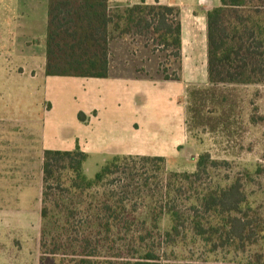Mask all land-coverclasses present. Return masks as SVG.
<instances>
[{
  "label": "trees",
  "instance_id": "16d2710c",
  "mask_svg": "<svg viewBox=\"0 0 264 264\" xmlns=\"http://www.w3.org/2000/svg\"><path fill=\"white\" fill-rule=\"evenodd\" d=\"M204 15L207 86L186 91L188 134L229 129L238 105L220 86L264 83V0H219ZM129 36L168 52L178 70L171 75L160 63L158 72L180 81V9L143 2L47 0L44 73L106 78L111 45ZM88 158L78 147L43 151L40 248L57 264H164L161 251L187 233L213 247L252 235L238 179L223 188L198 186L201 174L220 164L207 152L190 173L168 171L161 156H114L91 179ZM162 218L169 224L163 231Z\"/></svg>",
  "mask_w": 264,
  "mask_h": 264
},
{
  "label": "rangeland",
  "instance_id": "374dc122",
  "mask_svg": "<svg viewBox=\"0 0 264 264\" xmlns=\"http://www.w3.org/2000/svg\"><path fill=\"white\" fill-rule=\"evenodd\" d=\"M218 4L219 0H209L204 5L212 8ZM22 6L27 9L17 11L19 22L23 24L27 22L29 25L26 29L18 30L17 34L13 29H9L8 19H5L11 14L9 3H3L2 7L0 60L6 61L13 67L20 63L23 55L33 53L37 59L42 53L46 35L47 0H24V4L20 7ZM12 9L15 15L16 8L12 7ZM31 23H33L32 27ZM116 43L118 42L115 41L113 45ZM120 43L126 49V67L121 69L126 75L132 73L133 76H143L145 69L148 74L151 73L150 70L155 63L154 57L149 58L145 63L139 60L143 59L145 51L148 56L155 55L158 58V70L160 63L171 75L178 70L174 58L169 57L168 52L161 51L160 47L152 52L148 48L141 47L140 39L134 36L126 37ZM198 70H203V67L200 65ZM84 81L62 78L53 82L50 88L49 99L54 103V110L50 114L51 126L48 139L55 147H64L75 141L80 146V141L86 140L87 144L92 142L93 147L98 151L116 153L123 149L140 148L152 153L159 147L155 138L163 136L165 131L168 132L165 124L168 123L172 127L177 125L179 114L177 116L172 105L174 98L171 99V105L170 103L166 105L167 103L161 100L162 102L157 106L158 93L153 92L152 89H146L145 96H134L132 91L130 94L128 88L106 90L109 84H102L100 81L83 84ZM189 86L205 87L207 81L203 85ZM95 87L103 92L99 95ZM220 87L233 92L238 105L236 115L230 119L232 124L229 129L225 132L218 130L211 133L194 128L190 134L187 133L191 145L184 147L181 153L177 155L176 149L170 151L169 148H165L169 155L166 166L168 171L194 172L196 158L201 153H209L211 158L220 164L201 174V180L197 185L223 188L238 179L247 198V204L251 208L245 212L246 219L251 221L252 235L244 241L229 238L221 246H219L220 241L216 240L217 247H213L187 233L177 239L173 246L161 251L164 264H264V83ZM15 96L14 92H5L0 96V117L3 120L5 119L2 116L8 111L4 108L15 100ZM23 100V96H17L21 108L25 105L22 104ZM183 100L186 106V93ZM93 105L98 107L100 115L94 116L89 113L88 110ZM146 106L147 110H142ZM133 107L140 109V112L143 111L145 116V120L140 121L141 132L138 141L135 140L136 131L126 130L128 123L135 118ZM79 113H84L88 117L87 124L78 119ZM146 120L149 122L147 123ZM134 123L138 124V122ZM15 127H17L15 123L0 122V174L14 165L13 160L16 155L13 149L17 148L24 153L27 143L30 142L26 137L25 127L20 129ZM17 160L20 164L25 163L23 158ZM102 165H97L96 160L88 162L85 166V176L88 179L93 178ZM7 192L14 194V190ZM21 198L19 197L17 207L22 209L24 206H21ZM8 206L11 207L6 211H4L5 206L0 207V264H40L41 259L44 264H57L56 258L42 256L41 205L38 207L33 200L28 204L30 211L27 212L15 211L16 207L12 203ZM168 225L167 218L159 220L161 231Z\"/></svg>",
  "mask_w": 264,
  "mask_h": 264
},
{
  "label": "crops",
  "instance_id": "0c3cea01",
  "mask_svg": "<svg viewBox=\"0 0 264 264\" xmlns=\"http://www.w3.org/2000/svg\"><path fill=\"white\" fill-rule=\"evenodd\" d=\"M142 2L148 5L160 4L177 6L180 9V81L164 80L157 69L158 58L155 55L148 56L146 51L143 53L145 54L143 55V59L139 60L142 63H145L149 61V58L154 57L155 63L153 65V69L150 70L153 74L149 76L151 73L148 74L144 68V75H147L146 78L144 75L133 76L132 73L126 75L121 71L122 67H126V49L120 42L111 45L109 76L106 78L46 76L44 73L45 41L44 47H42V53L39 54L37 59L33 53L23 55V59L15 67L10 66L6 61L2 62V60H0V96L5 92H14L16 95L14 100L15 103L12 101L7 108H4L5 111H8L4 114L5 116H2L5 120L0 117V122L5 121L7 123H15V125H17L15 129L25 127L26 137L28 141H30L27 143L24 153H21V151L17 148L15 150L13 149V153L15 151L16 155L13 160L14 165L6 168L4 173L0 174V207L5 206L4 211H6L8 207H11L8 206L11 203L16 207L15 211L24 212L30 211V208L27 206L30 202H33V200L36 204H38V207L41 205L42 159L44 150H73L79 146L75 141L73 143H68L64 147H55L53 144H50L48 139V131L51 126L50 114L54 110V103L49 99V92L53 82L59 79H83L85 80V83L83 84L100 81L102 84H109L106 90H124V88H128L127 90L130 94L132 91L134 96H145L147 95L145 90L152 89L153 92L157 91L158 93L156 96L157 106L162 101L167 103L166 105H168V103L171 105V99L174 98V104L172 105H174L177 116L179 114L177 117V125L172 127L170 124L164 123L166 128H168V132L163 131V136L155 138V140L159 143L157 151L147 153L140 148L123 149L116 153L105 150L98 151L95 150L92 142L87 144L86 140H81L79 148L89 156L86 164L96 160L97 165H102L114 156L124 155L161 156L167 161L169 155H167L168 152L165 151V148H169L170 151H175L176 149V154L178 155L184 147L191 145L186 131V109L183 99L185 98L186 89L189 85H203L207 81V40L204 13L210 6H205L204 4L208 3L209 0H109V4L112 7L130 6ZM3 3H9L11 7V14L8 17H5V19H8L7 26L9 29H13L17 34L18 30L28 28L29 24L27 22L24 24L19 22V14L17 13L19 9H27L24 6L20 7L24 4V0H0V34L2 30ZM12 7L16 8L15 15ZM31 22H33V19H31ZM32 24L33 23L30 24L31 27ZM30 26L29 29L31 30ZM16 45L17 43L15 42V46ZM16 51H18L17 48ZM200 65L203 67V70L201 71L198 70ZM156 78L159 80H153ZM95 89L99 95L103 92V90L99 88L95 87ZM17 96L24 97L22 104H25V110L18 105ZM138 107L139 106L137 105V108ZM93 108L96 109L94 110ZM132 109L135 114V118L132 122L128 121L129 123L126 130L136 131L137 134L135 135V140L138 141L140 139L139 134L141 132L140 121L145 120V116L143 115V111L140 112V109H135L134 107ZM142 110H147V106ZM88 111L94 116L96 114H101L96 105L91 106ZM85 117L86 120L83 122L87 124L89 119L86 115ZM134 122H138V124ZM146 122L148 123L149 121L146 120ZM17 158H23L25 163H18ZM8 190H14V194H9V192H7ZM19 197H22L21 206H24L22 209L21 207H17V205H19ZM37 209L39 210V208Z\"/></svg>",
  "mask_w": 264,
  "mask_h": 264
}]
</instances>
